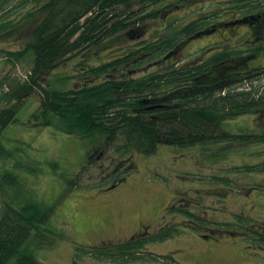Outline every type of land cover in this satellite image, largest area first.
<instances>
[{
	"label": "trees",
	"instance_id": "16d2710c",
	"mask_svg": "<svg viewBox=\"0 0 264 264\" xmlns=\"http://www.w3.org/2000/svg\"><path fill=\"white\" fill-rule=\"evenodd\" d=\"M2 42L9 45L0 46V136L26 101L39 95L30 125L88 139L94 147L88 156L94 167L82 163L68 173L60 161L48 162L67 192L85 181L116 187L136 168L135 153L152 155L160 145L207 150L264 144V0H0ZM75 59L74 74L56 76ZM20 65H28L23 76ZM244 115L253 117L236 125ZM10 158L14 151L0 139V159ZM246 162L240 172L264 174V158ZM13 166L24 164L17 160ZM92 171L99 180L90 177ZM217 181L232 182L221 175ZM254 186L252 192L264 189V183ZM168 210L186 221L84 253L135 262L146 255L148 242L185 229L199 234L201 228L209 233L200 236L226 233L264 250L259 217L232 213L221 221L188 205ZM55 211V204L26 189L20 174L2 168L0 264H43L35 252L64 238L50 225Z\"/></svg>",
	"mask_w": 264,
	"mask_h": 264
},
{
	"label": "rangeland",
	"instance_id": "374dc122",
	"mask_svg": "<svg viewBox=\"0 0 264 264\" xmlns=\"http://www.w3.org/2000/svg\"><path fill=\"white\" fill-rule=\"evenodd\" d=\"M8 45L0 43V46ZM194 49L192 47L190 51ZM92 54L87 58L91 59ZM260 60L264 62V55ZM75 61L57 69L56 76L74 74ZM27 69L28 65H20L17 73L23 76ZM39 105V95H33L19 111L16 123L0 136L5 147L14 151V158L0 159V170L7 167L20 174L26 189L46 204L56 205L50 225L63 233L64 238L56 239L53 248H40L35 252L40 262L264 264V250L248 246L241 237H230L226 233L212 237L200 236L204 234L203 231H207L202 228L199 234L195 230L185 229L182 234L165 241L148 242L143 249L146 255L135 262L98 260L84 253V249L90 246L135 237L140 228H146L152 234L163 226L186 221L183 216L170 213L169 207L188 205L200 214L207 213V217L212 220H230L232 213H247L264 220V189L252 192L254 183H264V174L240 172L244 170L240 167L246 161L264 158L263 143L225 144L207 150L201 147L182 149L160 145L152 155L135 153L136 168L116 187L97 188L87 186L88 181H85L67 192L66 184L52 172L48 162L60 161L61 169L68 173L77 171L82 163L94 167L95 160L90 161L88 157L94 153V147L88 139L71 136L52 127L30 125L31 114ZM251 117L244 115L238 118L236 125H240L241 120L249 123ZM250 124L251 128H260L258 123ZM103 155L99 161H102ZM17 160L23 162L24 167H14ZM34 168H41L42 172ZM89 175L96 180L100 176L96 171ZM217 175L228 177L232 182L220 183ZM149 252L157 258L147 255Z\"/></svg>",
	"mask_w": 264,
	"mask_h": 264
},
{
	"label": "flooded vegetation",
	"instance_id": "af4514ba",
	"mask_svg": "<svg viewBox=\"0 0 264 264\" xmlns=\"http://www.w3.org/2000/svg\"><path fill=\"white\" fill-rule=\"evenodd\" d=\"M149 234L150 233H149V231L146 228H140V230L138 231V233L135 236L143 238V237H147Z\"/></svg>",
	"mask_w": 264,
	"mask_h": 264
}]
</instances>
